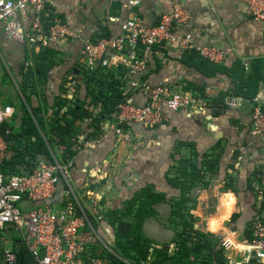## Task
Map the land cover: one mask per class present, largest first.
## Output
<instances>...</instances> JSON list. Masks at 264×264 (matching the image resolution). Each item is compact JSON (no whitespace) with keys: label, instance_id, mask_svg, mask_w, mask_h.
<instances>
[{"label":"crops","instance_id":"0c3cea01","mask_svg":"<svg viewBox=\"0 0 264 264\" xmlns=\"http://www.w3.org/2000/svg\"><path fill=\"white\" fill-rule=\"evenodd\" d=\"M125 2L54 0L48 3V14L80 30L81 39L65 42L55 49L59 63L44 78L46 85L36 88L37 92L45 93L51 102L56 96L69 100L85 98L80 72L81 40L91 39L102 31L107 38L118 36L127 17L122 6ZM184 9L188 18L179 27V33L189 35L194 47H216L228 53L218 66L214 65L220 68L215 71L197 56L182 57L175 46L149 47L144 51L140 59L147 65L143 76L149 84L167 85L173 91L189 93L199 101L197 110H164L166 120L154 128L129 124L131 138L127 141L119 139L105 124L100 139L84 145L75 154L68 168L70 189L87 218H92V221L88 218L81 231V239L90 254H100L102 247L112 252L114 228L103 214L121 210L123 203L145 185H152L157 192L165 194L166 201L152 206L156 215L145 219L140 230L155 247L168 244L172 248L174 231L168 225L167 200L178 197L179 191L167 183L166 174H174L177 161L188 159L191 151L197 153L195 162L199 170L201 155L220 139L223 152L216 173L206 187L196 185L188 193L191 201L188 204H192L190 213L195 220L193 227L218 242L227 231L235 232L239 240L245 236L248 220L258 208L252 185L259 145L250 133L249 112L252 99L264 86V27L246 15L243 0H184ZM133 11L145 26H153L162 14L171 11V1L141 0ZM0 47L5 73L11 79V85L0 83V103L9 105L8 102H18L17 94L22 98L12 75L19 78V66L26 50L3 36H0ZM242 61L247 63V69ZM252 70L256 75L262 74L261 78L257 76L254 95L243 98L234 94V86L241 81L237 77L250 78ZM189 83L192 89L186 87ZM123 92L135 105H142L147 99L140 90L128 89L126 82ZM225 98H240L241 107L228 109ZM37 104L38 99L32 96L30 105ZM65 110L63 107L61 112ZM91 177L94 182L89 184ZM228 181L232 188L225 189ZM230 196L234 201L229 209ZM59 201L55 202H63ZM95 213L100 216L94 219ZM14 237L21 239V234L14 228L3 230L0 250H13Z\"/></svg>","mask_w":264,"mask_h":264},{"label":"built area","instance_id":"2783aa9c","mask_svg":"<svg viewBox=\"0 0 264 264\" xmlns=\"http://www.w3.org/2000/svg\"><path fill=\"white\" fill-rule=\"evenodd\" d=\"M52 1L0 0V36L23 46L29 56L42 48L57 49L65 42L80 41V30L71 28L59 18H53L45 29L46 5ZM140 1L126 0L122 5L127 17L118 36L95 41L83 37L81 40V61L86 70L94 71L98 65H121L126 69V87L140 90L147 97L142 105L121 102L116 109L117 125L106 124L119 139L126 141L131 138V132L118 125L140 124L144 128H154L166 120L164 110L194 111L199 102L187 92L173 91L167 85L149 84L143 78L146 63L135 54L139 46H175L180 55L194 51L211 64H220L228 53L216 47H194L189 35L179 33V27L188 18L184 0H170L171 11L162 14L153 26H145L133 11ZM243 2L246 15L264 27V0ZM28 65H31L29 59L25 63ZM242 65L247 69L245 61ZM208 91L206 88V98L209 97ZM224 103L228 109H237L241 107L242 100L225 98ZM12 114V106H0V125ZM249 124L250 133L257 138L259 145V160L252 185L258 208L254 217L248 220L250 237L238 240L235 232L227 231L220 238L218 245L224 250L227 264H264V86L252 99ZM7 152V144L0 132V164ZM70 166V162L61 165L39 158L36 168L28 175L4 177L0 172V229L14 228L18 231L37 264H110L106 256L88 254L81 239V231L88 218L70 189ZM93 179L91 177L88 183L94 182ZM57 199L63 202L56 203ZM15 262L16 254L12 250L1 251L0 264Z\"/></svg>","mask_w":264,"mask_h":264},{"label":"trees","instance_id":"16d2710c","mask_svg":"<svg viewBox=\"0 0 264 264\" xmlns=\"http://www.w3.org/2000/svg\"><path fill=\"white\" fill-rule=\"evenodd\" d=\"M52 19L53 16L50 14L44 18L45 29L52 23ZM107 37L102 31L101 34L91 37V40ZM147 48L149 47L139 46L135 51L136 57L142 58ZM55 54L57 52L52 48H42L37 53H31V56L25 51L24 61L19 66V78L12 75L23 99L17 94V103L8 102L13 108V114L8 121L0 125V132L8 151L7 157L0 164V172L4 177L32 173L39 158L61 165L72 162L84 143L100 139L105 131V124L117 125L115 115L118 104L121 102L135 104L123 92L126 69L121 65H98L94 71L86 70L82 66L80 72L86 92L85 98L69 100L56 96L51 102L45 93L37 92L36 88L46 85L47 81L44 78L55 65H58L59 60H56ZM188 55L197 56L194 51L181 56ZM27 59H30L31 65L25 66ZM204 63L215 71L220 69L214 66L216 64L206 61ZM2 77L1 84L11 83L7 73ZM237 78L241 81L234 86L233 93L243 95V98H251L256 91L255 88L251 94L248 93V88L247 91L244 90L249 78L242 76ZM188 86L192 89L191 83L186 85ZM32 96L38 99L35 107L30 105ZM63 107H66V110L61 112ZM93 111L96 112L93 114ZM118 126L129 128V124L126 123ZM222 152L223 145L220 139L201 155L199 170L195 162L197 153L191 151L188 159L177 161L174 174L171 172L166 174L167 183L179 191L178 197L167 200L168 225L174 231L172 248L169 249L168 244L155 247L140 230L145 219L156 215L152 206L166 201L165 194L157 192L152 185H145L123 203L121 210H108L103 214L114 228L112 252L107 250V247H102L100 254L87 253L92 256H106L110 264H227L224 250L219 247L217 239L193 227L195 220L190 213L192 204H188L191 202L188 193L194 186L206 187L209 184V180L217 171ZM230 183L231 181H228L225 184V189L232 188ZM233 201V197L230 196L229 209ZM88 218L92 221L91 217ZM2 231L0 229V235ZM244 235L251 236L249 225ZM13 239L12 251L16 254V262L13 264H37L20 237Z\"/></svg>","mask_w":264,"mask_h":264},{"label":"rangeland","instance_id":"374dc122","mask_svg":"<svg viewBox=\"0 0 264 264\" xmlns=\"http://www.w3.org/2000/svg\"><path fill=\"white\" fill-rule=\"evenodd\" d=\"M100 39V38H99ZM98 40V39H97ZM2 51V49H1V47H0V52ZM5 63H4V60H3V58H2V56H1V54H0V83H1V81H2V76L4 75V73H5V71H6V69H5ZM260 76H259V78H261L262 77V74L261 73H258ZM234 75H235V73H234ZM258 80V77H257V75L254 73V71L252 70V72H251V77L249 78V80H248V82H250V84L248 83V90H249V92H252V90H253V88H254V86L256 85V81ZM1 92V91H0ZM8 94H11V93H8ZM13 96V95H12ZM1 100V99H0ZM0 105H2L1 103H0ZM113 131V130H112ZM114 132V131H113ZM115 133V132H114ZM116 134V133H115ZM7 157V156H6ZM5 157V158H6ZM93 216V215H92ZM97 216H100L99 214H97V213H95V215H94V219L97 217ZM94 221V220H93ZM5 249V248H4ZM234 254H236V253H234ZM0 255H1V250H0Z\"/></svg>","mask_w":264,"mask_h":264}]
</instances>
